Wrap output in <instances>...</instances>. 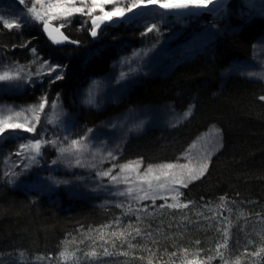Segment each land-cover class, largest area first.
<instances>
[{"label": "trees", "instance_id": "obj_1", "mask_svg": "<svg viewBox=\"0 0 264 264\" xmlns=\"http://www.w3.org/2000/svg\"><path fill=\"white\" fill-rule=\"evenodd\" d=\"M9 1L22 11L28 8L19 0ZM244 5V0H230L224 7L225 18L205 12L196 16L171 46L183 44L192 31L205 25L226 22L208 50L173 61L162 75L140 79L118 101L101 109L76 108L73 126L79 133L131 109L167 105L178 114L191 110L173 128L155 125L130 136L117 157L121 164L174 163L215 126L221 147L203 175L183 188L180 201L187 207L170 208L160 202L143 209L99 206L90 198H73L61 190L47 199L3 183L0 171V264H62L58 258L65 249L79 258L70 264H182L185 249L188 261L194 259L193 253L203 261L216 256L217 245L225 241L224 229L227 249L221 251L229 264L237 257L241 264H264V252L249 255L264 247V82L238 73L223 76L232 62L251 58L255 43L264 35V16L247 22ZM160 14L102 25L95 38L78 16L55 22L76 43L61 48L48 43L40 22L13 29L0 24V64L26 63L32 53L57 67L32 88L4 93L0 101L23 105L45 97L48 104L58 100L71 107L90 80L105 76L119 58L143 45L147 34L143 22ZM57 75L62 78L56 79ZM105 248L112 254L104 255ZM91 251L97 255L85 256ZM125 252L128 255L121 254ZM210 264L222 261L216 258Z\"/></svg>", "mask_w": 264, "mask_h": 264}, {"label": "rangeland", "instance_id": "obj_2", "mask_svg": "<svg viewBox=\"0 0 264 264\" xmlns=\"http://www.w3.org/2000/svg\"><path fill=\"white\" fill-rule=\"evenodd\" d=\"M229 1L224 0L227 4ZM47 2L48 0H45V3ZM74 2L76 7L82 6L81 0H74ZM91 2L92 0H83V3L88 7H91ZM129 2L130 0H121L122 6ZM244 2V6H246L244 10L248 15L247 22L250 17L264 16V0H244ZM23 5L31 7L30 0H25ZM39 7L37 5V9ZM113 7L114 4H107L105 10H110ZM27 9L22 11L15 2L0 0V17L16 20L20 24L37 21L31 17ZM224 9L218 13L221 18H225ZM87 10L85 8L84 13L74 12L66 18L51 20L49 23H66L73 16H78L88 23L91 36L95 38L97 34L92 35V18L102 15V13L97 8L91 15H88L86 14ZM205 10L181 9L172 14L162 13L157 19H146L143 26L147 34L143 45L119 58L105 76L90 80L77 92L71 107H64L58 100L51 104L47 103L44 111L40 114V121L34 132L16 129L8 130L0 136L2 182L34 196H46L47 199L52 198L53 194L61 190L73 198H90L99 206L143 209L152 207L157 202L168 206L176 203L177 200L183 204L180 197L184 186L179 183L174 184L173 176L161 174L159 166L168 164L144 166L140 161L121 164L117 161V157L130 136L155 125L173 128L189 117L190 114L186 115V113H191L190 109L181 114L175 113L167 105L131 109L82 133L77 132L73 124L76 108L101 109L107 102L118 101L140 79L149 75H162L173 61L208 50L217 36L222 33V27L226 26V22L223 25L215 23L205 25L192 31L183 44L175 48L171 47L179 36L184 35L187 23L204 13ZM37 22L43 25L41 21ZM154 24L156 30L148 31V28ZM101 28L102 25H99L96 32L98 33ZM31 55L30 60L26 63L6 60L0 64V71L17 66L23 69L20 74L22 79L0 81V96L4 93H19L26 88H32L35 83L54 73L48 72V66L55 69L57 67L41 61L32 53ZM38 72L39 74H37ZM232 73L264 82V35L255 43L253 56L246 60L232 62L223 72V76L226 77ZM40 101L41 99L35 103L23 105L0 101V109L10 108L13 111H21L38 105ZM25 114L31 115L27 112ZM85 137L84 142L88 145L86 151L64 153L63 155L60 153V147H66L72 140H80ZM37 139L45 141L39 155L31 151H25L23 155H16L20 151V145L35 142ZM53 140L57 143H48ZM6 142L11 143L5 145ZM220 147V132L215 126H212L201 134L176 162L171 164L188 165L190 168L198 169L202 163L208 165L210 158ZM32 156H35V160L31 159ZM77 159L80 160V165L76 164ZM133 162H139L138 169L121 172L120 166ZM149 167H152L154 171L145 177L144 174ZM109 169H111L112 175L117 177V181L99 175L100 172ZM163 171L176 173L175 179H182L186 185L193 181L186 175L187 169L183 170L184 175H181L182 170L179 167ZM155 176H160V179H154ZM161 184H164L165 187L161 188ZM129 188L132 189L131 193L128 192ZM177 192L179 193L177 200H173V196H177ZM73 262L75 260L70 259L67 264Z\"/></svg>", "mask_w": 264, "mask_h": 264}, {"label": "snow or ice", "instance_id": "obj_3", "mask_svg": "<svg viewBox=\"0 0 264 264\" xmlns=\"http://www.w3.org/2000/svg\"><path fill=\"white\" fill-rule=\"evenodd\" d=\"M31 7H28L27 12L31 15V17L37 21H41L43 23L44 30L48 33L49 37L54 40V42L59 43L60 41L56 39L55 36H53V33H59V27H52L50 25L51 20L56 19H63L67 16L72 15L74 12H85V8H87L88 15H91L93 11H95L97 8L102 13V15L94 16L92 18V24H93V30L92 35L95 36L97 34L96 29L99 27L100 23H103L105 20H111L113 17H123L126 15V13L133 12L134 9L138 8H148L149 6L155 5L158 9H165V10H187V9H207L209 11L215 12L219 8H221L224 4V0H130V2L126 5L122 6L121 0H100V2H97V0H92L91 7H88L87 4L83 3V0H81L82 6L76 7V4L74 0H48L47 3H45V0H30ZM20 4H24L25 0H19ZM107 4H114V7L110 10H105V5ZM37 5H39V9H37ZM211 6V7H210ZM141 13H137L139 15ZM186 14H194V13H186ZM131 19V17H130ZM0 24L3 25V27L7 29H13V28H19L21 27V24L16 20H9L4 17H0ZM156 30V25H152L148 28V31ZM62 36V33H60ZM63 39H67V37H63ZM33 52H35V49H33ZM43 67V66H42ZM56 69L48 66V72H55ZM21 72H23V69L19 66L14 68H7L2 71H0V81H12V80H20ZM39 74V72L37 73ZM62 77L60 75L56 76V79H61ZM261 99H264V97H261ZM47 106V99L45 97L41 98V101L38 105H33L29 107L26 110L21 111H13V109H0V136H2L6 131L8 130H16L21 129L25 132H34L36 125L40 121V114L44 111L45 107ZM53 107H55L53 105ZM30 113L31 115H26L25 113ZM190 113H186L188 115ZM67 139V138H65ZM86 139L81 138L80 140H72L66 147H60L59 151L63 155L64 153H80L82 151H86L88 149V145L84 142ZM45 141L42 140H35V142H30L28 144H22L20 145V151L16 153V155H23L25 151H31L34 152L36 155L40 154V149L42 147V144H44ZM48 143L56 144L57 142L55 140L48 141ZM111 156V153H109ZM32 160H35V156L31 157ZM55 163V161H53ZM76 164L80 165V160H76ZM161 169V174L168 176H173V183H179L182 186L186 187L187 185L184 183L182 179L177 180L175 179L176 173H169L164 172V169H174L179 167L181 171V175H184L185 173L183 170L187 169L186 175L190 180L198 179L199 176L203 175V173L207 169V163H202L198 169L190 168L188 165H161L159 166ZM121 172H124L128 169H138L139 168V162H133L131 164L122 165L120 166ZM153 168L149 167L145 172V177L153 173ZM100 176L104 177H110L111 180L117 181V177L113 176L111 173V169L108 171L100 172ZM154 179L159 180L160 176H155ZM149 187H151V184H149ZM161 188L165 187L164 184L160 185ZM175 191V189H173ZM128 192L131 193L132 189L129 188ZM179 193L177 192V196H173V200H177ZM147 196V193L145 194V197ZM168 207H187L186 204H181L178 202L169 204ZM109 227V226H106ZM100 231V230H97ZM136 234L139 235V229L136 230ZM102 232H101V238H102ZM113 236H116V233H112ZM120 236H123L124 233H120ZM224 236L225 241L223 244H218L216 248V256L207 257L206 260H198L197 257L199 256V253H193L194 259L191 261L187 260L188 252L187 250L184 251V257L183 261H187V264H210V262L213 259H220L222 261V264H229V261L224 258V254L221 251V249H227V236L228 231L227 229H224ZM107 243V241H105ZM199 243V241H197ZM129 247H132L131 244H129ZM261 252H264V247L259 249L255 253H251L249 255L253 256H259ZM104 255H111L106 248L104 249ZM122 255H128V253H121ZM247 254V253H246ZM23 255V253H21ZM97 253L95 251H91L88 253H85V256L87 257H95ZM175 255V253H173ZM37 259H44L43 257H38ZM62 264H67V262L71 260L78 261V257L75 256V253H69L67 249L60 252L59 258H58ZM182 261V264H183ZM149 264H151V261H149ZM174 264V262H173ZM234 264H241L240 257H237Z\"/></svg>", "mask_w": 264, "mask_h": 264}, {"label": "water", "instance_id": "obj_4", "mask_svg": "<svg viewBox=\"0 0 264 264\" xmlns=\"http://www.w3.org/2000/svg\"><path fill=\"white\" fill-rule=\"evenodd\" d=\"M226 4L227 3L224 2L223 6L215 12H212V11H209L206 9L205 13L211 14V15H216L222 9H224ZM177 11H179V10L158 9L156 6H152V7H148V8L142 7V8L134 9L133 12L126 13V15L123 17H115V18H112L111 20H105L103 23H100V25H115V24H118L120 22L129 23V22L135 21V20L141 18L142 16H144L148 13H151V12H161V13H165V14H172V13H176ZM137 13H141V14L137 15ZM130 17H131V19H130ZM50 25L52 27H57L53 24H50ZM42 33H43V36L45 37V39L48 41V43L55 48H61L64 46L76 45V43L74 41H72L71 39H69L65 35V33L63 32V30L61 28H59V33H56V32L53 33V36H55L56 39L60 41L59 43L54 42V40L49 37L48 33L44 30L43 25H42ZM60 33H62V36L60 35ZM63 37H67V39H63Z\"/></svg>", "mask_w": 264, "mask_h": 264}]
</instances>
